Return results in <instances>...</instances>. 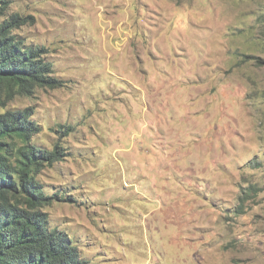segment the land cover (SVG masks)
<instances>
[{"label": "rangeland", "instance_id": "1", "mask_svg": "<svg viewBox=\"0 0 264 264\" xmlns=\"http://www.w3.org/2000/svg\"><path fill=\"white\" fill-rule=\"evenodd\" d=\"M0 6L59 79L0 88V113L29 107V145L61 151L41 211L83 264H264V0Z\"/></svg>", "mask_w": 264, "mask_h": 264}, {"label": "trees", "instance_id": "2", "mask_svg": "<svg viewBox=\"0 0 264 264\" xmlns=\"http://www.w3.org/2000/svg\"><path fill=\"white\" fill-rule=\"evenodd\" d=\"M20 24L18 15L0 24V88L29 94L37 87L59 86L46 48L28 45L12 33ZM30 110L0 113V264H83L77 244L64 231L51 227L41 211L52 197L35 173L62 153L57 147L47 151L29 145V136L38 132ZM13 137L27 143L15 148L9 141Z\"/></svg>", "mask_w": 264, "mask_h": 264}]
</instances>
